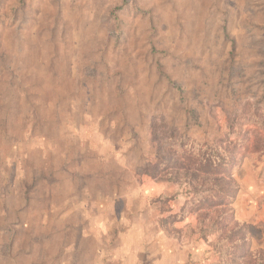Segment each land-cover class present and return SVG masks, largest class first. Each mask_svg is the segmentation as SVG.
I'll use <instances>...</instances> for the list:
<instances>
[{
  "label": "rangeland",
  "instance_id": "1",
  "mask_svg": "<svg viewBox=\"0 0 264 264\" xmlns=\"http://www.w3.org/2000/svg\"><path fill=\"white\" fill-rule=\"evenodd\" d=\"M258 131L264 0H0V264H243L252 160L209 218L164 170Z\"/></svg>",
  "mask_w": 264,
  "mask_h": 264
},
{
  "label": "trees",
  "instance_id": "2",
  "mask_svg": "<svg viewBox=\"0 0 264 264\" xmlns=\"http://www.w3.org/2000/svg\"><path fill=\"white\" fill-rule=\"evenodd\" d=\"M258 118L259 116L255 115V119H253L255 121H251L249 124L259 128L262 127L263 121L259 122ZM247 134L252 135V137L250 136L244 147L238 150L233 151L229 144L224 147L204 145L202 149L190 148L184 151L183 155L176 156V158L171 154L173 158L172 167L164 170L169 176L167 180L187 186L189 189L187 194L191 196L188 202L190 206L196 202L199 195L206 196L204 201H200L205 205L203 208L207 212L206 215H203V218H209V212L214 213L218 208L226 206L227 192L231 193L238 189L233 178V171L238 170L240 167L239 164L231 163V156H235V153L240 151L244 158L252 160L254 169L258 171L257 176L264 179V132H247ZM226 143H228V140L223 142V144ZM182 158L184 162H191L188 164L189 167H185V163L184 166L177 163L178 159ZM211 220L209 219V222ZM204 222L200 220L199 225L202 223L204 225ZM202 229L204 231L206 227L203 226ZM222 240H228V238L223 237ZM243 246L242 243L241 247ZM241 258L243 264H264V251L252 254L245 249Z\"/></svg>",
  "mask_w": 264,
  "mask_h": 264
}]
</instances>
